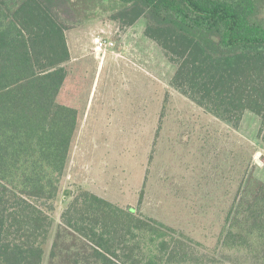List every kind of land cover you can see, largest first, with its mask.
<instances>
[{
    "label": "trees",
    "instance_id": "obj_1",
    "mask_svg": "<svg viewBox=\"0 0 264 264\" xmlns=\"http://www.w3.org/2000/svg\"><path fill=\"white\" fill-rule=\"evenodd\" d=\"M57 1L0 0V264H216L182 233L83 189L62 211L46 258L79 121L57 102L70 60ZM117 2L111 19L122 27L146 20L144 36L175 66L174 90L235 129L246 112L264 126L262 0ZM218 245L230 264H264L262 182L244 185Z\"/></svg>",
    "mask_w": 264,
    "mask_h": 264
},
{
    "label": "rangeland",
    "instance_id": "obj_2",
    "mask_svg": "<svg viewBox=\"0 0 264 264\" xmlns=\"http://www.w3.org/2000/svg\"><path fill=\"white\" fill-rule=\"evenodd\" d=\"M123 6L56 2L70 52L57 102L79 121L49 213L46 258L62 211L83 189L182 233L204 259L230 264L218 244L244 185L264 184V126L246 112L235 129L174 90L175 66L144 36L146 20L122 27L111 19ZM97 40L106 43L100 57Z\"/></svg>",
    "mask_w": 264,
    "mask_h": 264
},
{
    "label": "built area",
    "instance_id": "obj_3",
    "mask_svg": "<svg viewBox=\"0 0 264 264\" xmlns=\"http://www.w3.org/2000/svg\"><path fill=\"white\" fill-rule=\"evenodd\" d=\"M95 46H96V48H95L96 51L102 53V55L105 54L103 50L106 47V43L104 41L97 40Z\"/></svg>",
    "mask_w": 264,
    "mask_h": 264
},
{
    "label": "flooded vegetation",
    "instance_id": "obj_4",
    "mask_svg": "<svg viewBox=\"0 0 264 264\" xmlns=\"http://www.w3.org/2000/svg\"><path fill=\"white\" fill-rule=\"evenodd\" d=\"M97 53H98V51H96V56H99V57H100V55H99V54H97ZM99 53H100V52H99ZM94 55H95V54H94ZM96 56H95V57H96ZM62 88H63V87H62ZM75 90H76V89H75Z\"/></svg>",
    "mask_w": 264,
    "mask_h": 264
}]
</instances>
